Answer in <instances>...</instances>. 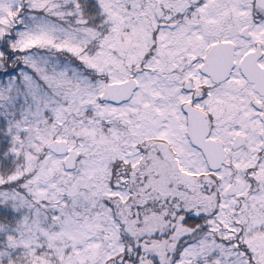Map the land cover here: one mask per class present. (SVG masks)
<instances>
[{"label": "snow or ice", "instance_id": "6c2138e0", "mask_svg": "<svg viewBox=\"0 0 264 264\" xmlns=\"http://www.w3.org/2000/svg\"><path fill=\"white\" fill-rule=\"evenodd\" d=\"M0 264H264V0H0Z\"/></svg>", "mask_w": 264, "mask_h": 264}]
</instances>
